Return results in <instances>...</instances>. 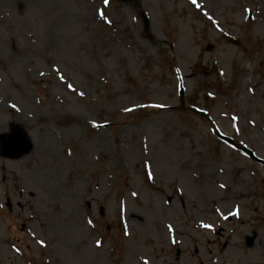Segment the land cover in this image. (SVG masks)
Returning a JSON list of instances; mask_svg holds the SVG:
<instances>
[{
  "label": "rangeland",
  "instance_id": "rangeland-1",
  "mask_svg": "<svg viewBox=\"0 0 264 264\" xmlns=\"http://www.w3.org/2000/svg\"><path fill=\"white\" fill-rule=\"evenodd\" d=\"M12 123L0 264H264V0H0Z\"/></svg>",
  "mask_w": 264,
  "mask_h": 264
},
{
  "label": "water",
  "instance_id": "water-1",
  "mask_svg": "<svg viewBox=\"0 0 264 264\" xmlns=\"http://www.w3.org/2000/svg\"><path fill=\"white\" fill-rule=\"evenodd\" d=\"M32 141L25 134L24 128L18 125L12 127L11 132H3L0 134V155H5L10 158L20 157L24 153L32 149ZM248 243L251 244L253 237L248 238Z\"/></svg>",
  "mask_w": 264,
  "mask_h": 264
},
{
  "label": "snow or ice",
  "instance_id": "snow-or-ice-1",
  "mask_svg": "<svg viewBox=\"0 0 264 264\" xmlns=\"http://www.w3.org/2000/svg\"><path fill=\"white\" fill-rule=\"evenodd\" d=\"M192 2L195 4L196 3V0H192ZM104 4H105V6H107V4H108V0H104ZM101 15H103L102 13H101ZM105 22H108V21H105ZM71 87V86H70ZM82 95V94H81Z\"/></svg>",
  "mask_w": 264,
  "mask_h": 264
}]
</instances>
